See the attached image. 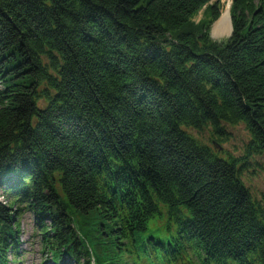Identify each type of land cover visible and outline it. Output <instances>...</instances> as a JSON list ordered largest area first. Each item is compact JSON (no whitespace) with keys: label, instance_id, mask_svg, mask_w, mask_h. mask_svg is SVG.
Returning a JSON list of instances; mask_svg holds the SVG:
<instances>
[{"label":"trees","instance_id":"16d2710c","mask_svg":"<svg viewBox=\"0 0 264 264\" xmlns=\"http://www.w3.org/2000/svg\"><path fill=\"white\" fill-rule=\"evenodd\" d=\"M139 3L0 0V264L22 212L43 264H264L241 181L264 157V0H231L223 42L219 0ZM238 124L239 159L190 134Z\"/></svg>","mask_w":264,"mask_h":264},{"label":"rangeland","instance_id":"374dc122","mask_svg":"<svg viewBox=\"0 0 264 264\" xmlns=\"http://www.w3.org/2000/svg\"><path fill=\"white\" fill-rule=\"evenodd\" d=\"M148 1L149 0H139V6H144ZM225 4L226 0H219L220 16H222L224 13ZM208 15L209 13H206L203 16L202 12H200L194 18V25H197L201 20L202 24H205L208 21ZM215 24L216 23L212 24L210 29V36L212 40L216 42L226 41L230 34L228 36L214 38L213 28ZM224 132L225 134L221 137L222 140L219 143H217V138L212 133L210 128L204 129L201 132L190 131V134L202 144L212 148L220 156L230 154L237 159H239V157H243L249 142V135L245 130L244 125L238 124L235 126H225ZM241 181L257 200L264 199V157H249L246 165L241 169ZM3 188L0 187V202L6 205V200L3 196ZM162 222L163 221H159L158 223L160 224ZM18 223L20 231L18 252L23 253L21 255L20 264H43L45 259L39 250V240L37 239L38 232L34 224V218L32 214L28 212L20 213L18 217ZM120 255L123 264H134L133 259L127 254V251L123 249V247L121 248ZM8 258L9 260H14L13 254ZM12 262L13 261H11V264H15Z\"/></svg>","mask_w":264,"mask_h":264},{"label":"bare ground","instance_id":"6f19581e","mask_svg":"<svg viewBox=\"0 0 264 264\" xmlns=\"http://www.w3.org/2000/svg\"><path fill=\"white\" fill-rule=\"evenodd\" d=\"M229 5L230 0H226L225 9L223 15L216 22L213 28L214 38L228 36L231 33V26L229 20Z\"/></svg>","mask_w":264,"mask_h":264}]
</instances>
